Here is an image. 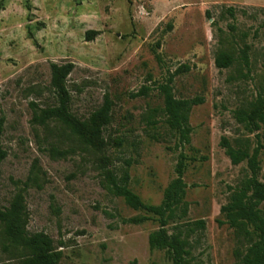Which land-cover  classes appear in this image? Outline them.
I'll use <instances>...</instances> for the list:
<instances>
[{
    "label": "rangeland",
    "instance_id": "1",
    "mask_svg": "<svg viewBox=\"0 0 264 264\" xmlns=\"http://www.w3.org/2000/svg\"><path fill=\"white\" fill-rule=\"evenodd\" d=\"M221 52L232 65H217ZM69 62L75 116L112 102L100 146L47 118L59 106L53 65ZM170 80L176 98L197 100L190 144L167 122L160 86ZM261 94L264 0H0V207L23 196L29 233L53 239L59 264H173L150 247L159 222L141 221L151 215L114 195L107 172L127 173L130 188L158 205L184 152L188 214L168 230L193 228L190 264H239L249 244L220 223L221 210L251 170L232 163L222 140L258 148L264 181V126L250 131L235 115ZM6 245L0 225V264H16L20 255Z\"/></svg>",
    "mask_w": 264,
    "mask_h": 264
},
{
    "label": "trees",
    "instance_id": "2",
    "mask_svg": "<svg viewBox=\"0 0 264 264\" xmlns=\"http://www.w3.org/2000/svg\"><path fill=\"white\" fill-rule=\"evenodd\" d=\"M229 13L235 16V9L230 7ZM94 30H88L86 36L93 39ZM247 58V55H246ZM217 65L221 68L229 67L235 61L232 54L221 52L217 57ZM75 64H54L51 85L59 97V106L46 111L47 118L55 116L75 135L81 143L90 147H97L104 143V131L111 122L112 102L106 98L105 104L93 112L89 118L80 119L70 111V92L67 79ZM172 80L160 86L164 96L165 113L171 130L180 137L182 145L191 143L193 128L190 124V113L197 100L176 98ZM237 120L250 131L264 126V95L251 102L247 107L236 110ZM1 133V128H0ZM222 144L233 164L248 161L251 175L231 194L230 200L222 207L225 219L221 224H228L239 235L248 241V247L243 253L238 252L239 264H264V212L261 204L264 202V181L260 179L261 160L260 150L254 152L250 148L234 147L227 138ZM6 157V152L0 147V160ZM188 156L181 152L176 165L177 177L165 190L163 201L158 204L146 203L140 195L130 188V178L126 173L118 180L113 172H107L108 188L116 196L136 210L148 212L151 216H144L141 221L154 218L159 222V229L153 231L149 237L151 249L166 250L173 264H190L188 237L193 228L184 230L176 224L175 230L170 232L168 226L178 222L188 214V202L185 201L187 184L184 174ZM29 216L23 196H16L9 207H0V225L7 240V249L14 250L20 255L16 264H59L62 253L54 248L53 239L44 232L30 234L28 231ZM204 226L203 221L196 223Z\"/></svg>",
    "mask_w": 264,
    "mask_h": 264
}]
</instances>
